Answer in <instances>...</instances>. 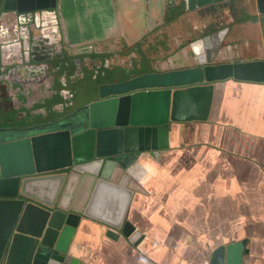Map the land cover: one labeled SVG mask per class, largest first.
<instances>
[{"label":"water","instance_id":"water-1","mask_svg":"<svg viewBox=\"0 0 264 264\" xmlns=\"http://www.w3.org/2000/svg\"><path fill=\"white\" fill-rule=\"evenodd\" d=\"M186 1L195 9L220 0ZM254 1L262 22L264 0ZM0 5L25 13L53 8L56 0ZM205 28L188 44L191 64L100 83L98 99L72 112L85 111L75 127L54 108L24 125L0 127V264H77L69 245L85 220L134 241L139 233L126 215L141 190L140 157L167 149L175 124L208 120L218 82L264 84V47L259 57H221L231 49L223 45L228 27ZM241 243L216 246L208 264H242Z\"/></svg>","mask_w":264,"mask_h":264},{"label":"crops","instance_id":"crops-1","mask_svg":"<svg viewBox=\"0 0 264 264\" xmlns=\"http://www.w3.org/2000/svg\"><path fill=\"white\" fill-rule=\"evenodd\" d=\"M182 1L107 0L102 6L87 0L71 17L98 12L114 20L129 42L155 31L174 41L175 25L188 10H180ZM227 14L238 25L256 16L244 8ZM137 15L142 24L132 30L127 22ZM40 103L36 116L47 107ZM172 129L167 149L140 157L141 190L134 192L126 215L139 235L133 242L121 234L111 237L103 224L85 220L69 245L77 264H208L216 246L241 241L242 264H264V84L218 82L208 120Z\"/></svg>","mask_w":264,"mask_h":264},{"label":"flooded vegetation","instance_id":"flooded-vegetation-1","mask_svg":"<svg viewBox=\"0 0 264 264\" xmlns=\"http://www.w3.org/2000/svg\"><path fill=\"white\" fill-rule=\"evenodd\" d=\"M84 1L87 0H56L53 8L25 13L6 11L0 5V127L24 125L25 113L35 120L39 117L35 115L40 112L38 108H30L27 111L22 109H27L31 102L40 98L43 100L58 94L61 99L68 101L52 103L54 115H67L63 123L75 127L83 117L84 111L72 113L73 110L98 99L72 106L69 112L63 110L64 106L72 102L73 85L83 80L87 76L86 73H91L90 82L96 85L97 90L100 83L118 82L142 73L191 64L195 55L188 44L199 36L203 25L210 31L228 27L224 43L229 44L231 49H223L221 57H255L261 41L264 44V30L258 29L264 20L260 21L254 0H220L195 9H189V2L184 0V8L188 10L180 17L181 24L175 25L174 32L177 33L178 39L174 37V41L166 40L164 34L160 35L155 31L143 41H138L140 49H144L150 62V70L139 72V55L135 50L128 56L122 53L124 42H129L130 38L120 35L114 20L105 17L102 19L103 16L98 12L94 14L95 17L86 16L81 20L71 17L72 13H76V6ZM88 2L91 5L109 4L107 0ZM243 8L256 16H249L247 23L238 25L236 19L231 18L227 12L231 10L234 14L235 10ZM164 29L165 27H162L161 30ZM237 35L249 36L254 41H235ZM114 36L117 38L110 39ZM130 42L132 44L137 41ZM61 58L66 59L64 63L67 68L62 70V77L58 82L52 73L61 68L60 65H53V60ZM128 58H132L136 64L132 65ZM67 59H70L72 66L68 64ZM48 60L54 63L49 65ZM174 61L177 63H172ZM117 70L122 73L118 75L121 71ZM57 82L59 88L56 89ZM22 96L24 101H21ZM52 106L50 104V107ZM50 107H45L44 111L49 112Z\"/></svg>","mask_w":264,"mask_h":264},{"label":"rangeland","instance_id":"rangeland-1","mask_svg":"<svg viewBox=\"0 0 264 264\" xmlns=\"http://www.w3.org/2000/svg\"><path fill=\"white\" fill-rule=\"evenodd\" d=\"M183 7H184V5L181 6V9L180 10H182ZM133 24H134V26H139L140 24H142V18L139 15H137V16H135V18L130 19L129 20V23L127 22V26H130L129 27L130 29L135 30L136 28H133V26H131ZM243 39H245V40L248 39V40L254 41V39H251V38H249L247 36L246 37H243ZM140 41L141 40H139V42ZM139 42H135V43H132L131 44V42L125 41L124 42L125 43V47L123 48V52L122 53L123 54H126L128 56V55L131 54L132 51L135 50L136 53L139 55L138 57H139V60H140V62L137 61V63L139 65H141V68H139L140 69L139 72H141V71H148V70H150V67H149L150 62L148 61V57L146 56L147 53H145L144 49L143 48L140 49ZM64 60H66V59H63V58H61V59H54L53 60L55 62V63L53 62L54 64L51 61V64H53V65H60V68L61 69H59L58 71H53L54 73H52L55 76L56 80H58V82L60 81V79L62 77V70H64V69L67 68L66 65H65V63H64ZM67 60H68V64H70L72 66V63L70 62V59H67ZM128 61L132 65L133 64H136L135 63L136 61H134L132 58H130V60L128 58ZM172 63H177V62L174 61ZM70 65H69V67H70ZM117 71H121V70H117ZM120 73H122V71L119 72L118 75H120ZM90 74L91 73H86L87 76H85V78L83 80H81L80 82H78L77 85H73L72 88L74 89V92H73V96L71 98V101L72 102H71V104L69 103V105L64 106V109H63L64 111L69 112L70 111V108H72V106L79 105V104H81V103H83V102H85L87 100H91V99L98 98V92L96 90V85L95 84L92 85L91 82H90V80H92V77H90V79H89ZM121 75H123V74H121ZM111 76H113V75H111ZM58 82L55 84V88L56 89L59 88ZM21 98H23V96ZM61 100L62 101H65V99L64 98L61 99L60 94H58V96H56V97L44 98L42 100V102L45 105H47L48 107H50V104L52 106V103L54 104L56 101H61ZM67 101L68 100H66L65 102H67ZM40 102H41V98L37 101V104H34L35 106L33 104L31 106H33L35 108H38L40 106L39 104H41ZM50 108L53 109V106L50 107ZM22 110H25V109H22ZM27 110H28V108H27ZM79 111H84V109L79 110ZM73 112H74V110H73ZM84 114H85V111L83 113V117L82 118H84ZM24 116H25V119H23V121H26L27 119H32L33 118L32 116H28L27 113H25Z\"/></svg>","mask_w":264,"mask_h":264}]
</instances>
